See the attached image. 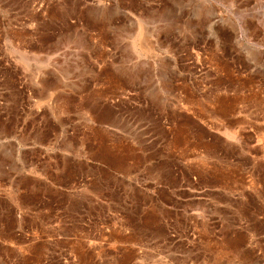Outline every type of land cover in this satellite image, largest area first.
<instances>
[{"label": "rangeland", "instance_id": "374dc122", "mask_svg": "<svg viewBox=\"0 0 264 264\" xmlns=\"http://www.w3.org/2000/svg\"><path fill=\"white\" fill-rule=\"evenodd\" d=\"M0 264H264V0H0Z\"/></svg>", "mask_w": 264, "mask_h": 264}]
</instances>
